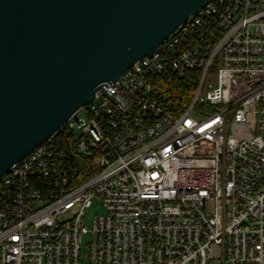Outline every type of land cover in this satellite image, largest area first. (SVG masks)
<instances>
[{
  "label": "built area",
  "instance_id": "built-area-1",
  "mask_svg": "<svg viewBox=\"0 0 264 264\" xmlns=\"http://www.w3.org/2000/svg\"><path fill=\"white\" fill-rule=\"evenodd\" d=\"M104 90L0 177V264H264V0H211Z\"/></svg>",
  "mask_w": 264,
  "mask_h": 264
},
{
  "label": "water",
  "instance_id": "water-1",
  "mask_svg": "<svg viewBox=\"0 0 264 264\" xmlns=\"http://www.w3.org/2000/svg\"><path fill=\"white\" fill-rule=\"evenodd\" d=\"M210 1L0 0V177Z\"/></svg>",
  "mask_w": 264,
  "mask_h": 264
},
{
  "label": "rangeland",
  "instance_id": "rangeland-1",
  "mask_svg": "<svg viewBox=\"0 0 264 264\" xmlns=\"http://www.w3.org/2000/svg\"><path fill=\"white\" fill-rule=\"evenodd\" d=\"M76 117L79 118V119H83L84 118V112L83 110H80L77 114H76ZM98 202L94 203L93 206L83 215V223L84 225L87 227V228H91L92 226V220H93V217L95 214L97 215H101L103 214V210L102 208L98 207ZM90 239V236H87V237H84V244L81 246L82 249H84V246L85 244L89 241ZM83 259H85V257L83 256ZM80 264H85L84 260H82V262Z\"/></svg>",
  "mask_w": 264,
  "mask_h": 264
},
{
  "label": "trees",
  "instance_id": "trees-1",
  "mask_svg": "<svg viewBox=\"0 0 264 264\" xmlns=\"http://www.w3.org/2000/svg\"><path fill=\"white\" fill-rule=\"evenodd\" d=\"M191 76L192 75H188L187 74V78L185 79V81L183 82V83H176V87L179 89V88H183L184 89V87L186 88V86H187V81L189 80V78H191ZM61 133V132H60ZM63 134H65V132H64V130H63V132H62Z\"/></svg>",
  "mask_w": 264,
  "mask_h": 264
}]
</instances>
